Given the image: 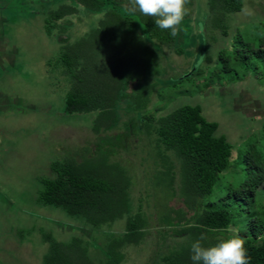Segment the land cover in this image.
Segmentation results:
<instances>
[{
    "label": "rangeland",
    "instance_id": "374dc122",
    "mask_svg": "<svg viewBox=\"0 0 264 264\" xmlns=\"http://www.w3.org/2000/svg\"><path fill=\"white\" fill-rule=\"evenodd\" d=\"M70 1L0 0L10 22L9 50L18 51L15 65L5 66L12 72L0 81V264H43L49 252L46 236L63 244L79 239L95 264H105L101 249L126 233L128 217L96 231L61 209L39 203L43 182L53 178L52 165L69 158L117 164L128 174L133 183L131 216L142 212L150 228L140 246L128 247L125 263L161 264L163 256L190 239L173 237L183 225L169 216L176 220L187 210L167 189L165 165L178 163L157 148L152 120L184 106L201 107L207 121L219 124L218 136H225L233 150L231 167L209 200L232 195L244 180L248 146L261 148L264 143V86L256 80L229 84L225 79L221 84L217 78L210 80L209 73L219 69L218 53L229 48L236 35L250 43L264 36V0H244L243 10L228 17V38L208 31L210 0H188L190 12L179 28L181 55L150 39L140 40L144 23L131 12L132 36L118 41L115 64L126 89L118 102V130L101 134L93 131L97 114H65L70 84L58 60L61 25L74 44L96 30L105 14L90 13ZM72 4L79 12L59 23L49 38L46 17L34 14ZM125 8L117 9L124 15ZM208 50L215 60L209 67ZM197 69L201 74L181 81ZM263 207L264 200L253 211L262 215Z\"/></svg>",
    "mask_w": 264,
    "mask_h": 264
},
{
    "label": "trees",
    "instance_id": "16d2710c",
    "mask_svg": "<svg viewBox=\"0 0 264 264\" xmlns=\"http://www.w3.org/2000/svg\"><path fill=\"white\" fill-rule=\"evenodd\" d=\"M122 1L123 4L118 0H75L79 8L90 13H104L105 17L96 30L74 44L66 38L65 25L60 27L58 63L70 84L65 114H97L95 134L118 130V102L126 92L123 76L118 75L115 64L118 63V41L132 36L129 31L134 20L129 17L131 12L127 8L124 15L117 9L128 4V0ZM208 6V31L228 38V17L243 10L244 0H210ZM78 12L72 4L45 13L46 35L53 37L58 24ZM132 13L138 14L144 23V31L138 35L140 40L150 39L181 55L180 30L172 36L170 30L157 27L154 18L139 12ZM214 61L208 50L206 66H211ZM215 62L219 69L209 73L210 80L217 78L221 84L225 79L229 84L256 80L264 86V36L256 43H250L236 35L230 47L218 53ZM201 72L197 69L181 81ZM219 128V124L206 120L199 106H184L152 120L150 130L156 137L157 148L164 154L173 155L178 163L175 166L169 161L168 166L165 165L167 189L172 198H181L187 210V213L181 212L176 220L169 216L171 222L183 225L173 237L190 239L189 243L175 247L163 256L161 264H193L191 244L195 240L204 236L201 241L204 246L214 245L232 229L244 239L250 264H264V207L262 215L253 211L264 200V143L261 148L248 146L243 156L244 180L232 195L210 201L221 175L230 169L233 158L227 138L218 136ZM109 165L88 160L78 162L74 158L54 163L51 167L53 178L43 182L39 203L61 209L96 231L128 217L126 233L120 239L112 237L100 252L105 264H126L128 247L140 246L150 225L142 212L131 216L133 183L128 174L117 164ZM45 241L49 244V252L43 264H95L79 239L63 244L46 236Z\"/></svg>",
    "mask_w": 264,
    "mask_h": 264
},
{
    "label": "clouds",
    "instance_id": "9594fccd",
    "mask_svg": "<svg viewBox=\"0 0 264 264\" xmlns=\"http://www.w3.org/2000/svg\"><path fill=\"white\" fill-rule=\"evenodd\" d=\"M188 0H128L125 7L130 12H139L154 18L155 25L162 30H170L176 36L182 21L190 12ZM201 236L191 244L193 264H250L244 239L235 229L217 243L204 246Z\"/></svg>",
    "mask_w": 264,
    "mask_h": 264
},
{
    "label": "crops",
    "instance_id": "0c3cea01",
    "mask_svg": "<svg viewBox=\"0 0 264 264\" xmlns=\"http://www.w3.org/2000/svg\"><path fill=\"white\" fill-rule=\"evenodd\" d=\"M74 1L75 0H71L70 2L74 3ZM118 2H122L123 4L124 1L118 0ZM34 15H37L38 19L45 18V12L43 10H40L37 14ZM34 15L32 17H34ZM9 25L10 22L8 18L5 17V14H3L0 9V81L6 78L8 76V73L12 72L5 66L9 65L13 67L17 62L18 57V54H16L18 52L16 48H14L12 51L9 50V45L6 38V28ZM15 70H19V68H15Z\"/></svg>",
    "mask_w": 264,
    "mask_h": 264
}]
</instances>
